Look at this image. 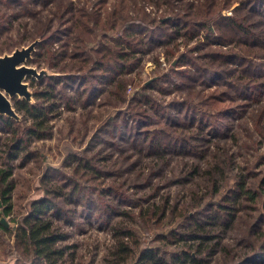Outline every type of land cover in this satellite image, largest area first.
<instances>
[{"label": "trees", "instance_id": "trees-1", "mask_svg": "<svg viewBox=\"0 0 264 264\" xmlns=\"http://www.w3.org/2000/svg\"><path fill=\"white\" fill-rule=\"evenodd\" d=\"M37 40L27 64L52 75L26 78L19 120L0 114L15 255L66 264L65 227L86 218L109 231L113 264H264V0H0V57ZM156 53L170 69L141 82ZM97 101L107 118L18 221L17 163L76 105L88 136Z\"/></svg>", "mask_w": 264, "mask_h": 264}, {"label": "rangeland", "instance_id": "rangeland-1", "mask_svg": "<svg viewBox=\"0 0 264 264\" xmlns=\"http://www.w3.org/2000/svg\"><path fill=\"white\" fill-rule=\"evenodd\" d=\"M224 13L230 14V11H225ZM35 42L39 43V40ZM24 47L27 46L25 45L17 49H22ZM36 50L37 49L35 47V51ZM158 50L161 52L160 50L163 49ZM183 50H187V48L184 47ZM7 55L10 54H4V56ZM32 56L33 55H31V59L33 58ZM156 56H158L157 53L150 54L145 58L144 67L142 68L141 74L139 75L141 82H149L151 78H154L156 73L167 72V70L170 69L169 63L163 54L160 55V61L162 62V65L157 67L155 63ZM27 62L26 65L30 66L27 64ZM30 67L36 68L38 73L43 76L52 75V71L48 67ZM43 76H41L39 79H41ZM26 78L27 77L23 78L22 82L27 85V92L32 94L30 82L27 81ZM133 91L134 89L130 90V92ZM70 93L73 94V91H70ZM7 97L13 106V97L9 95H7ZM18 97L26 98L25 96L20 95H18ZM29 100L34 101L32 96L29 97ZM167 100L169 99L167 98ZM99 102L100 101H97L95 104L89 106L90 110L92 108L94 109L92 114H95L96 121L92 120L91 118L89 119L88 124L91 128L88 136L84 135L86 128L83 121V117L85 116L87 112L86 110L88 109L83 110L81 107H79V105H76L75 112L65 111L64 115L56 121L55 133L52 139L38 141L33 144L32 151L37 157L34 156L35 159H33L32 162L26 166L20 165V161L17 163L14 175V181L16 184V188L14 190V216L18 221L20 219V213H24L26 211L28 202L30 200L39 199L43 196L41 178L44 173L49 170H52L53 172L58 169L61 170V166L63 165L66 156L71 152H79L82 148H84L90 140V135L100 125V121L98 120L101 118V120L104 121L107 118V115L111 109L105 105H101V107H99L97 105ZM0 114L2 113L0 112ZM14 118L17 120L20 119L18 114L17 116H14ZM174 191L176 190L174 189ZM3 219L5 220L4 223H6L7 226H16V223L12 221L13 216ZM65 229L69 236L66 244L70 245V255L67 258L66 264H113L114 261H112L109 256L111 235L108 230L100 227L97 223H95V221L88 223L86 218L79 219L75 226L65 227ZM235 237L236 236L234 234H231L229 236L230 241H233ZM10 242V239L8 240L7 237H4L0 231V264H31L30 259H26L25 257L14 254V251L9 246ZM211 264H223V258L213 261Z\"/></svg>", "mask_w": 264, "mask_h": 264}, {"label": "water", "instance_id": "water-1", "mask_svg": "<svg viewBox=\"0 0 264 264\" xmlns=\"http://www.w3.org/2000/svg\"><path fill=\"white\" fill-rule=\"evenodd\" d=\"M38 42H33L27 47L16 49L12 54L0 57V112L10 117L17 116L15 109L9 101L7 95L25 96L27 100L32 94L27 92V85L22 82L23 78L32 76L40 78L36 68L26 65L28 59ZM46 75V74H45ZM5 220L2 219V222Z\"/></svg>", "mask_w": 264, "mask_h": 264}]
</instances>
